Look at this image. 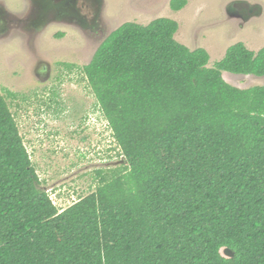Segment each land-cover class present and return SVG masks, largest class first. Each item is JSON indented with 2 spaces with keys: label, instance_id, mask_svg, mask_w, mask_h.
Returning a JSON list of instances; mask_svg holds the SVG:
<instances>
[{
  "label": "trees",
  "instance_id": "16d2710c",
  "mask_svg": "<svg viewBox=\"0 0 264 264\" xmlns=\"http://www.w3.org/2000/svg\"><path fill=\"white\" fill-rule=\"evenodd\" d=\"M177 30L168 18L125 23L78 69L121 159L63 210L0 93V264H264V86L221 77L264 76V47L237 43L207 67Z\"/></svg>",
  "mask_w": 264,
  "mask_h": 264
},
{
  "label": "rangeland",
  "instance_id": "374dc122",
  "mask_svg": "<svg viewBox=\"0 0 264 264\" xmlns=\"http://www.w3.org/2000/svg\"><path fill=\"white\" fill-rule=\"evenodd\" d=\"M170 1L103 0L101 31L87 35L78 27L49 22L33 38L23 25L0 36V92L15 117L41 187L59 210L94 190L96 170L121 159L116 156L107 122L78 71L111 32L129 22L147 25L162 17L174 20L178 23L175 40L190 50H206L211 67L237 43L254 52L264 47V0H186L177 12L169 8ZM234 1L247 6L256 3L262 13L246 23L231 19L226 9ZM0 3L21 19L29 11L27 0ZM224 78L239 89L264 86V76L226 73ZM7 92L18 99L11 102ZM49 98L59 104L47 110L43 102ZM221 253L227 257L224 249Z\"/></svg>",
  "mask_w": 264,
  "mask_h": 264
},
{
  "label": "flooded vegetation",
  "instance_id": "af4514ba",
  "mask_svg": "<svg viewBox=\"0 0 264 264\" xmlns=\"http://www.w3.org/2000/svg\"><path fill=\"white\" fill-rule=\"evenodd\" d=\"M34 1L36 0H27L28 2V15L26 14L22 19L18 18L16 15H14V13H10L2 3H0V36L4 37V36H8L9 31H11L12 29H19L21 27V25H23V28L26 31V34L29 35L30 38H33L36 36V33L41 30L40 28L43 25V23L45 22H40L37 23V19L36 17H34L33 12H34ZM47 1H51V2H58L61 1L62 3L59 5L60 7H62L63 5H65L66 8H63L67 11H62V12H70L71 16V21L72 23L69 22H64L62 19L65 18V14L61 13V18L59 16V13L61 12L59 10V13L57 15V17L52 16L51 18H49L48 23H57V24H68V25H72L75 27H78V25L76 24V22L80 23L81 27H86L85 30L81 29L80 27H78L79 29H81V31L84 34H89V30H93L92 33H95V31H100V26L102 23V20L100 18L101 13L103 8H99V10H97V6L98 4H96V2H94V0H47ZM57 14V13H55ZM69 18V19H70ZM76 24V25H75ZM29 29V31H31L30 33L27 32V29ZM97 29V30H95ZM35 32V33H34Z\"/></svg>",
  "mask_w": 264,
  "mask_h": 264
},
{
  "label": "water",
  "instance_id": "95a60500",
  "mask_svg": "<svg viewBox=\"0 0 264 264\" xmlns=\"http://www.w3.org/2000/svg\"><path fill=\"white\" fill-rule=\"evenodd\" d=\"M94 2H96V4H98V6L96 8H97V10H99V8L102 7L103 0H94ZM61 3H62L61 1H58L57 3L47 1V0H36V1H34L33 15H34V17H36L37 23L40 24V22H45V23H43V25L44 24L46 25L48 23L47 20H49V18H51L52 16L57 17L59 10L61 11L59 13L60 18H61V13H63V14H65L64 15L65 18L64 19L61 18V19L64 22L72 23L71 18H70V16H71L70 12H62V11H67V10L63 9V8H66L65 5H63L62 7L59 6ZM250 7L249 6L246 7V4H243L242 2H234V3H231L230 5L227 6L226 11H227V14L229 17H241L242 20L244 22H246L251 18V14L248 13L246 8H249V10L250 9L253 10L255 12L254 15H259L260 11H261V8L259 6H250ZM55 13H57V14H55ZM76 24L81 29H83V30L86 29V27H84V26L81 27L80 23L76 22ZM223 249H224V252L226 253L227 257H231L233 255L231 250H229L227 248H222V250Z\"/></svg>",
  "mask_w": 264,
  "mask_h": 264
},
{
  "label": "clouds",
  "instance_id": "9594fccd",
  "mask_svg": "<svg viewBox=\"0 0 264 264\" xmlns=\"http://www.w3.org/2000/svg\"><path fill=\"white\" fill-rule=\"evenodd\" d=\"M235 2V1H234ZM234 2H232V3H234ZM231 4V3H230ZM229 4V5H230ZM246 4V3H245ZM252 6H259V5H257L256 3L255 4H252ZM246 7H248L247 5H246ZM250 7V6H249ZM102 8H103V3H102ZM170 8V7H169ZM184 8V7H183ZM251 8V7H250ZM246 10L248 11V13L249 14H251V17L252 18H254V17H259L260 15H261V13H262V9H261V11H260V14L259 15H254L255 14V12L253 11V10H249V8H246ZM254 12V13H253ZM227 16H228V14H227ZM229 17V16H228ZM100 18H101V16H100ZM163 18V17H162ZM229 18H231V19H238V20H240L242 23H246V22H244L243 20H242V18L241 17H229ZM251 19V18H250ZM249 21V20H248ZM150 23V22H149ZM102 26H103V23H101V28H102ZM101 28H100V31H101ZM81 30V29H80ZM95 30H97V29H95ZM90 32L89 33H92L93 32V30L91 29V30H89ZM100 31H95V32H100ZM112 33V32H111ZM107 38V37H106ZM106 38H104V39H106ZM103 39V40H104ZM101 44V43H100ZM99 44V45H100ZM98 45V46H99ZM263 48V47H262ZM260 50V49H259ZM227 51V50H226ZM208 53V52H207ZM226 53V52H225ZM225 53H224V55H225ZM209 55V54H208ZM224 57V56H223ZM223 59V58H222ZM221 59V60H222ZM209 61V60H208ZM90 62V61H89ZM208 64V63H207ZM207 67H211V66H207ZM226 73L228 74V73H230V74H234V75H244V74H236V73H231V72H228V71H222L221 72V77H222V79L225 81V78H224V76L226 75ZM251 74H247V75H244V76H250ZM253 76V75H252ZM255 76V75H254ZM258 77V76H257ZM263 77V76H262ZM226 83H227V81H225ZM227 84H229V83H227ZM230 85V84H229ZM230 86H232V87H234L233 85H230ZM236 88V87H235ZM239 89V88H238ZM242 90H245V89H242ZM1 93V92H0ZM2 95V94H1ZM3 96V95H2ZM4 98H5V96H3ZM9 98V97H8ZM6 99V98H5ZM10 99V98H9ZM11 102H12V100H10ZM9 101V102H10ZM6 102H7V99H6ZM25 102H26V100H25ZM7 104H8V102H7ZM8 106H9V104H8ZM10 107V106H9ZM10 112H11V110H10ZM11 114L13 115V113L11 112ZM13 117H14V115H13ZM14 119H15V117H14ZM16 121V120H15ZM18 126V125H17ZM19 130V129H18ZM28 153V152H27ZM223 248H226V247H223ZM222 249V248H221ZM228 249V248H227ZM220 254L222 255V253H221V250H220ZM226 258H229V257H226Z\"/></svg>",
  "mask_w": 264,
  "mask_h": 264
}]
</instances>
